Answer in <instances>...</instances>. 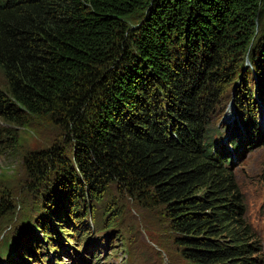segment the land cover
<instances>
[{"label":"trees","instance_id":"16d2710c","mask_svg":"<svg viewBox=\"0 0 264 264\" xmlns=\"http://www.w3.org/2000/svg\"><path fill=\"white\" fill-rule=\"evenodd\" d=\"M139 6L134 27L125 17ZM0 67L4 144L13 149L17 126L50 114L70 145L23 156L30 188L41 189L37 227L17 232L27 264L50 254L37 228L58 213L66 226L67 216L82 222L91 204L79 199L112 187L118 210L124 193L160 205L188 264H260L233 161L246 144L264 145V0H0ZM229 84L235 115L224 124ZM4 199L0 217L15 207Z\"/></svg>","mask_w":264,"mask_h":264},{"label":"rangeland","instance_id":"374dc122","mask_svg":"<svg viewBox=\"0 0 264 264\" xmlns=\"http://www.w3.org/2000/svg\"><path fill=\"white\" fill-rule=\"evenodd\" d=\"M145 9L146 6H139L125 17L127 23L137 27ZM245 62L249 63V57ZM7 84V77L0 67V91L5 90ZM233 86L234 84L227 86L222 99L224 109L220 116L224 124L232 123L235 115ZM58 119L50 114L31 116L25 125L17 126L19 143L13 149L4 144L0 133V204L6 201V196L16 199L13 211L0 217V264H27L21 254L24 235L19 237L17 232L23 227L26 232H34L32 226L37 227L36 219L31 216L37 213L34 203L39 201L41 189L30 188L29 171L23 156L31 150L51 147L53 142L59 140L69 150L70 145L65 144L66 130ZM7 125L4 117L0 115V132ZM229 133L228 129L223 138ZM223 142L231 150L230 141L225 139ZM261 144V141L251 146L246 144L241 154L234 157L233 164L247 205V220L263 244L260 264H264V145ZM95 195L97 196L94 197ZM95 195L90 194L84 196V199H79V203L91 204V211L82 222H75L74 217L67 216V220H73L74 224L66 226L62 223L66 215L58 213L55 220H48L49 225L45 227V232L42 228H37L39 238L36 236L34 239L33 236L34 242L37 246H42L40 253L49 251L50 254L49 258L44 257V260H41V257L30 253L31 256L27 255V259H30L28 264H188L172 242V232L167 219L161 217L160 205L147 202L139 204L128 193H124L122 205L118 210L113 207V201L122 195L118 188L105 189ZM66 207L70 209L67 205ZM81 208L82 204L76 212ZM79 227L83 228L81 233L76 231ZM15 243L17 254L11 245ZM92 243L96 245L93 246L94 252L89 256L86 247ZM63 244L73 245L78 253H73L71 248L70 254H67ZM56 250H60V254H57ZM84 254L83 260L78 259L79 255Z\"/></svg>","mask_w":264,"mask_h":264}]
</instances>
